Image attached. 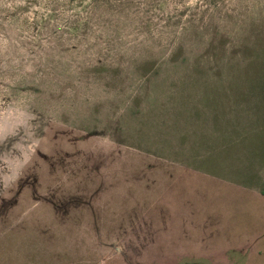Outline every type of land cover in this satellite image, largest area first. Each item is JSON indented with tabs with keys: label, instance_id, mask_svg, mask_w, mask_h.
Masks as SVG:
<instances>
[{
	"label": "rangeland",
	"instance_id": "1",
	"mask_svg": "<svg viewBox=\"0 0 264 264\" xmlns=\"http://www.w3.org/2000/svg\"><path fill=\"white\" fill-rule=\"evenodd\" d=\"M10 130L0 264H264V0H0Z\"/></svg>",
	"mask_w": 264,
	"mask_h": 264
},
{
	"label": "clouds",
	"instance_id": "2",
	"mask_svg": "<svg viewBox=\"0 0 264 264\" xmlns=\"http://www.w3.org/2000/svg\"><path fill=\"white\" fill-rule=\"evenodd\" d=\"M34 148H26L21 157H0V187L8 189L17 183L23 175L24 169L30 164Z\"/></svg>",
	"mask_w": 264,
	"mask_h": 264
},
{
	"label": "crops",
	"instance_id": "3",
	"mask_svg": "<svg viewBox=\"0 0 264 264\" xmlns=\"http://www.w3.org/2000/svg\"><path fill=\"white\" fill-rule=\"evenodd\" d=\"M10 134H12L11 136H8L9 134L5 132V135L3 136L4 139H0V142H1V145L5 146V152L3 153V157L5 156H13L14 153H15V147L17 146L18 144V135H17V132L16 131H12L10 130ZM16 133V134H15ZM23 137V135H22ZM29 137H27L28 139ZM32 138H33V135H32Z\"/></svg>",
	"mask_w": 264,
	"mask_h": 264
}]
</instances>
